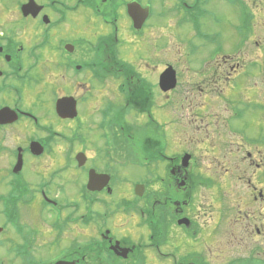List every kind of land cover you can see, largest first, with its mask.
<instances>
[{"label": "flooded vegetation", "instance_id": "flooded-vegetation-1", "mask_svg": "<svg viewBox=\"0 0 264 264\" xmlns=\"http://www.w3.org/2000/svg\"><path fill=\"white\" fill-rule=\"evenodd\" d=\"M219 1L242 49L264 0ZM208 16L210 0H0V110L18 116L0 132L27 130L2 176L0 264H264V99L245 97H264V51L247 64L219 45L181 95L179 69L211 36L195 26L186 55L163 48V22ZM167 69L177 83L164 92ZM42 83L52 101L26 108ZM245 114L257 115L252 138L235 125Z\"/></svg>", "mask_w": 264, "mask_h": 264}, {"label": "rangeland", "instance_id": "rangeland-1", "mask_svg": "<svg viewBox=\"0 0 264 264\" xmlns=\"http://www.w3.org/2000/svg\"><path fill=\"white\" fill-rule=\"evenodd\" d=\"M251 3V0H249ZM158 12H160L158 10ZM234 14V8L231 7V5L225 4L219 0H210V16L205 17L199 20V22H194L189 24L188 26H184L182 28L180 27H174V25L169 26L168 23L163 22V29H161L163 33L162 34V40H163V48L164 49H171L173 50L176 55L178 56L179 51L183 52L184 55H186V52L189 51L190 48L196 47V45L201 44L198 42L196 39H192V34L191 32H196L193 31L192 27L198 26L199 28L203 27L209 31V35L212 37L211 41L209 44L202 50H200V53H198L194 58H193V63H191L187 67H183V69H179V74L181 75V78L184 79L182 81L181 86L179 88V93L182 95L184 92L187 91L188 87H184V84L187 82L190 84V88L192 84L190 83V79L195 76V74L201 73L202 70L199 71H194L202 66V59H207L208 55L215 51L219 45L221 47L225 46V52L227 54L232 55V50L238 51L235 52L234 58H245V61H242L243 63H250L252 60L260 59L262 57L263 51H264V28L262 25H264V19L260 18V16L257 15L258 20H254V28H255V34L251 37L250 35V40H248L247 43H245L244 47L242 49L236 50L235 47L238 46V43L240 42V39L238 36H236V33L234 32V27H235V19L232 17ZM264 15V12H263ZM240 20V19H239ZM87 22H84L86 24ZM189 27V28H188ZM73 31L69 35L70 37H75L76 36V31H75V25L72 26ZM64 35H67L65 30L63 29L61 31ZM241 34V32L239 31ZM192 39V40H191ZM256 42L259 43L260 49H257ZM134 44L131 45L130 47V54L132 56H137L138 51L137 49L133 48ZM202 46V45H201ZM204 46V45H203ZM235 46V47H234ZM170 54V52H168ZM171 56V55H170ZM172 57V56H171ZM192 57L190 56V59ZM250 59V60H249ZM164 62H171L173 61L169 59V57H163ZM171 60V61H170ZM217 59L211 60V61H206L204 66H209L207 67L206 70L209 68L213 67ZM185 64V61H182ZM247 64L245 66H247ZM249 68V67H247ZM48 69V68H47ZM49 71H58L57 66H52L51 68L48 69ZM211 74V72H210ZM37 75L42 78L43 75L37 71ZM197 77V76H196ZM199 79L201 77H198ZM262 80H264V76L261 77ZM187 80V81H186ZM44 81V79H43ZM248 79H246L244 82H241L239 84L240 87V92L243 93L244 90L246 89L245 85H248ZM43 87V93L40 94L36 91V88H32V86H29V88L32 89L30 93H25L26 98L23 100V105L26 108H33V106L37 105V102L40 103L42 102V106H47V103L52 101L53 95H54V90L56 89V86L51 84V83H42ZM100 88V87H99ZM65 89H68L65 87ZM256 89H253L250 93H248L245 97L254 100V101H259L261 99H264V97L257 96L255 93ZM179 97V94H177ZM180 95V98H181ZM235 101L237 104L245 103L244 100H236V95H233ZM182 99V98H181ZM194 103L196 105H199V100L194 99ZM204 104V103H202ZM242 106V105H241ZM244 108V106H242ZM236 127L239 129H242L246 132L247 136L249 138H252L258 134V124H257V115L256 114H245L244 118L240 122L235 123ZM27 136V130L21 127H15L11 129H3L0 132V144L3 148V151L0 152V196L2 194L6 193V188L5 184L2 181V176L6 174V170L10 163L12 162L11 160V153L13 149L16 146V143L19 142L18 138L24 139ZM21 142V141H20ZM57 158H61L62 154L60 152L55 153ZM143 172H145L143 170ZM122 175L127 174L131 175L130 179L134 178H139L144 176V174H141L142 172L139 170H134V169H127V170H121ZM126 188H128L126 186ZM120 191V189H118ZM118 194L115 191V199L117 198ZM32 213H33V224L34 227H38L37 224V217L38 214L35 211L36 208L32 207Z\"/></svg>", "mask_w": 264, "mask_h": 264}, {"label": "water", "instance_id": "water-1", "mask_svg": "<svg viewBox=\"0 0 264 264\" xmlns=\"http://www.w3.org/2000/svg\"><path fill=\"white\" fill-rule=\"evenodd\" d=\"M134 20H135L136 24L139 22V18L134 17ZM176 83H177V79H176L175 71H173L172 69L166 70L162 75L161 84H162L163 90L169 91V90L174 89L176 86ZM62 104H64V102L60 101L58 106L60 107ZM66 112L70 113L68 109L66 110ZM17 119H18V116L16 115V113H14L13 111H11L8 108L0 111V124H2V125L8 124V123H14ZM36 148H37V145L35 144L33 146V150L35 151ZM20 160H21V156H20ZM98 181H102V184L104 183L103 178H101V176H97L95 173L93 175H91L90 182H89V188L92 190L95 189V188H93V183L95 184ZM106 183L107 182H105V185H106Z\"/></svg>", "mask_w": 264, "mask_h": 264}]
</instances>
